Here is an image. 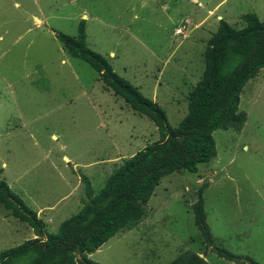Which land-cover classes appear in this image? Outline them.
I'll return each instance as SVG.
<instances>
[{
  "label": "rangeland",
  "instance_id": "rangeland-1",
  "mask_svg": "<svg viewBox=\"0 0 264 264\" xmlns=\"http://www.w3.org/2000/svg\"><path fill=\"white\" fill-rule=\"evenodd\" d=\"M223 1L0 0V168L49 232L87 200L84 175L97 193L125 158L160 138L155 122L108 89L58 34L77 36L85 20L88 46L159 103L176 127L220 19L235 28L245 26L248 12L264 20V0ZM240 110L248 114L241 131L213 133L217 155L210 163L163 176L145 218L88 257L101 264H168L192 251L211 264H238L202 242L192 204L206 184L214 246L264 264V68L245 85ZM34 237L0 203V253Z\"/></svg>",
  "mask_w": 264,
  "mask_h": 264
},
{
  "label": "trees",
  "instance_id": "trees-1",
  "mask_svg": "<svg viewBox=\"0 0 264 264\" xmlns=\"http://www.w3.org/2000/svg\"><path fill=\"white\" fill-rule=\"evenodd\" d=\"M242 20L245 26L235 28L220 19L204 52L202 77L189 92L188 112L176 127L170 124L159 103L145 96L118 74L102 54L88 46L85 20L79 24L77 36L58 34L68 52L88 62L108 89L134 111L155 122L160 138L125 158L97 193L89 177L84 175L88 198L56 232L47 230V223L38 211L12 190L0 168V203L14 217L27 222L36 236L1 251L0 264H101L88 254L145 218L146 205L163 176L183 170L198 172L199 165L213 160L217 155L213 133L218 129H243L248 114L240 110L242 91L264 68V20L254 12L242 15ZM205 186L199 189L198 198L192 204L203 244L238 264H260L250 256L214 246L203 196ZM168 264L211 263L198 252L186 251Z\"/></svg>",
  "mask_w": 264,
  "mask_h": 264
},
{
  "label": "built area",
  "instance_id": "built-area-1",
  "mask_svg": "<svg viewBox=\"0 0 264 264\" xmlns=\"http://www.w3.org/2000/svg\"><path fill=\"white\" fill-rule=\"evenodd\" d=\"M182 29H183L182 27H179V28H177L176 32H177L178 34H181V33H183V32H182Z\"/></svg>",
  "mask_w": 264,
  "mask_h": 264
},
{
  "label": "crops",
  "instance_id": "crops-1",
  "mask_svg": "<svg viewBox=\"0 0 264 264\" xmlns=\"http://www.w3.org/2000/svg\"><path fill=\"white\" fill-rule=\"evenodd\" d=\"M195 1H199V0H195ZM224 1H225V0H224ZM224 1H223V2H224ZM223 2H221V3H223ZM221 3H220V4H221ZM220 4H218V5H220ZM209 12L211 13V12H212V10H211V11H209ZM219 18H220V17H219ZM188 21H189V20H188ZM189 22H190V21H189ZM176 34H177V33H176ZM67 159H68V158H67ZM38 213H39V212H38Z\"/></svg>",
  "mask_w": 264,
  "mask_h": 264
},
{
  "label": "bare ground",
  "instance_id": "bare-ground-1",
  "mask_svg": "<svg viewBox=\"0 0 264 264\" xmlns=\"http://www.w3.org/2000/svg\"><path fill=\"white\" fill-rule=\"evenodd\" d=\"M38 20H40V19H38Z\"/></svg>",
  "mask_w": 264,
  "mask_h": 264
},
{
  "label": "water",
  "instance_id": "water-1",
  "mask_svg": "<svg viewBox=\"0 0 264 264\" xmlns=\"http://www.w3.org/2000/svg\"><path fill=\"white\" fill-rule=\"evenodd\" d=\"M207 181V180H206Z\"/></svg>",
  "mask_w": 264,
  "mask_h": 264
}]
</instances>
